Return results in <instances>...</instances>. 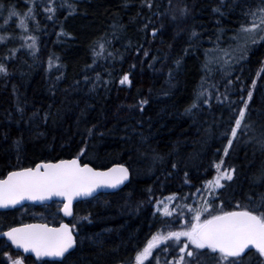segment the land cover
Wrapping results in <instances>:
<instances>
[{
	"label": "trees",
	"instance_id": "trees-1",
	"mask_svg": "<svg viewBox=\"0 0 264 264\" xmlns=\"http://www.w3.org/2000/svg\"><path fill=\"white\" fill-rule=\"evenodd\" d=\"M66 2L50 13L43 0H0V64L7 69L0 74V179L78 156L94 169L125 165L131 178L116 193L75 204L66 221L75 249L67 260L42 264H135L153 236L193 222L200 211L195 197L221 160L235 168L234 179L222 183L204 214L237 210L247 195L264 192V185L253 183L264 153L251 139L264 125V32L240 53L233 49L244 35L241 25L251 24L246 13L260 0ZM13 6L18 15L7 19ZM21 20L34 47L23 42ZM125 75L129 82L121 84ZM201 92L198 106L186 111ZM245 101L244 123L254 122L255 132L238 130L225 155ZM171 197L174 212L163 216L155 205ZM24 209V215L1 214L0 230L64 221L57 203ZM173 243L153 249L143 264L177 262L183 242ZM4 251L14 253L0 243V257ZM197 251L207 253L200 264H215L212 257L219 255ZM243 259L256 264L258 254Z\"/></svg>",
	"mask_w": 264,
	"mask_h": 264
},
{
	"label": "snow or ice",
	"instance_id": "snow-or-ice-1",
	"mask_svg": "<svg viewBox=\"0 0 264 264\" xmlns=\"http://www.w3.org/2000/svg\"><path fill=\"white\" fill-rule=\"evenodd\" d=\"M260 4L261 6L254 11L249 9L246 15L250 17L251 24L246 22L241 25L240 29V32L245 34L247 39H251L253 43L256 42V36L260 32H264V0H260ZM4 7L3 4H0V12L4 10ZM69 7L72 6L69 5ZM148 7L151 8L152 5L149 3ZM45 10L50 13L54 12L51 7H46ZM32 11L33 9L29 8L25 18ZM187 11V8H183L180 13L183 16L187 14ZM214 11L220 12V8H216ZM7 12V19L18 15L14 6L8 8ZM220 14L223 15V12ZM48 18L52 19V16ZM24 24L25 21L21 20V27ZM195 35L193 33V36ZM30 39H33V44L29 45L31 48L34 47L35 41L34 38L30 37ZM3 40L4 37H0V42ZM12 51L14 53L15 50ZM0 74L7 75V69L3 64H0ZM126 82H129L127 75L120 83ZM255 86L256 80H253L252 87ZM203 95V92L198 93L196 100L186 111L190 112L196 108L198 106L196 101L200 100ZM247 95L251 100L253 93L249 91ZM146 103V100L141 101V105ZM203 103H207V100H204ZM247 110L248 102L245 101L244 107L239 109V115L235 118V126L231 127V138L228 139V147L224 149L225 155L228 154V148L232 146L233 140L237 137L238 130L243 128L255 132L254 122L244 123ZM18 111L23 112V109L18 108ZM33 116H36V113H33ZM88 132L89 135L92 134L91 129ZM251 139L255 140L259 150L264 153V125L260 127L259 136L253 135ZM83 153L84 149H81V154ZM224 163L221 160L215 164L217 176L214 187L216 188L224 187L221 180L232 181L234 179L235 168H222ZM128 171L122 166L111 168L106 172L95 171L87 164L81 166L79 156L71 160L62 159L56 163H40L35 167L21 168L18 171L9 172L6 179L0 180V208L15 206L22 200L42 201L53 196H61L66 201L63 208L65 215H71L70 209L74 197L90 196L100 187L115 188L128 179ZM253 183L264 185V167L254 177ZM246 200V203L238 202L236 204L237 210L224 211L221 209L219 214L210 212L208 217L203 220H201L200 211H197L194 216L196 222L185 231H169L166 235L153 236L152 241L135 256V264H143L156 245L171 239L180 241L181 237L185 238L183 246L180 247V252L184 255L180 257L178 264H200L199 257L205 256L207 253L197 250L205 249L212 254H219L212 257L215 264H245L243 257L249 256L251 249H255V253L258 254L256 264H264V192L258 195L249 194L246 196ZM166 214L170 215V213ZM0 235L7 237L12 245L17 249H23L24 253L34 254L37 259L52 257L67 260L68 256L72 254L70 250L76 246L73 233L66 224H61L59 228H49L42 224L24 225L19 228H9L8 231L0 232ZM189 245H191L190 250ZM4 256L7 258L8 264H25V260L29 259V257L21 258L19 254L14 259L8 252H4ZM185 256L194 259H185ZM254 258L250 257L249 261ZM0 264H4V261L0 260Z\"/></svg>",
	"mask_w": 264,
	"mask_h": 264
},
{
	"label": "water",
	"instance_id": "water-1",
	"mask_svg": "<svg viewBox=\"0 0 264 264\" xmlns=\"http://www.w3.org/2000/svg\"><path fill=\"white\" fill-rule=\"evenodd\" d=\"M73 159V158H72ZM67 160H71V159H67ZM58 162V161H57ZM80 162V161H79ZM47 163H56V162H47ZM40 164V163H38ZM81 164V163H80ZM36 166V165H35ZM34 166V167H35ZM81 166H83L81 164ZM89 166V165H88ZM118 166H122L124 168H127L125 165H122V164H115V165H112L106 169H94L95 171H99V172H106L108 171L109 169L111 168H114V167H118ZM91 167V166H89ZM92 168V167H91ZM128 169V168H127ZM18 171V170H16ZM8 175V174H7ZM7 175L4 177V178H1L0 180H3V179H6L7 178ZM130 178H131V175H130V171H128V179L124 180L123 183L121 184H118L115 188H108V187H100V188H97L93 193L92 195L90 196H77V197H74L73 200H72V203H71V215H65L64 211H63V208H64V204L66 203L65 199L61 196H53L51 198H48V199H45V200H22L20 201V203L16 204L15 206H10L8 208H0V211H10V210H15V209H19V208H22L24 206H34V207H43V206H49L51 205L52 203H59L61 205L60 207V215H61V218L64 220V222L60 223L59 225L57 226H51V225H48L47 223H42V222H33V223H28V224H24V225H35V224H42V225H47V227L49 228H59L61 224H66L69 226V229L71 230L70 228V225L66 222V221H69L70 219H72L73 217V208H74V205L77 204V203H80V202H84V201H88V200H91L93 198H95L96 196L100 195V194H112V193H116L120 190H122L129 182H130ZM24 225H19V226H16L14 228H19V227H23ZM72 232V231H71ZM74 236V234H73ZM0 239H3L5 240V242L15 251V252H18L24 256H28V257H31L32 259L36 260V261H47V262H61L62 259L61 258H52V257H41L40 259H37L35 257L34 254L32 253H24L23 252V249H17L14 245L11 244V241H9L7 239V237H4L2 235H0ZM74 239H75V236H74ZM75 249V248H74ZM70 250L71 252L74 250ZM248 251V250H246ZM250 252H255V249H251ZM249 252V253H250ZM67 255V254H66ZM243 255V254H242ZM245 257V256H244Z\"/></svg>",
	"mask_w": 264,
	"mask_h": 264
},
{
	"label": "rangeland",
	"instance_id": "rangeland-1",
	"mask_svg": "<svg viewBox=\"0 0 264 264\" xmlns=\"http://www.w3.org/2000/svg\"><path fill=\"white\" fill-rule=\"evenodd\" d=\"M43 1H46V5L49 6V7H53L56 3H58V5H61L62 3L66 2L63 1L61 2V0H43ZM21 31H23L25 33V37H24V40L23 42L25 43L26 46H29V45H32L33 44V39H30L31 36H27V33L28 31L26 29H21ZM33 38V37H31ZM35 40V39H34ZM246 42H252L251 39H247L245 37V34L239 38V40L235 43L234 45V51L236 53H240L242 51V45H244ZM223 168V166H221ZM214 176L211 180L212 183H206L204 185V187L199 191V193L196 195L195 197V202L199 205V209H200V213H201V220L205 219L208 217L209 214H204L205 211L208 210V202L210 201V199L215 195V193L217 192V190L219 188H216L214 187V182H215V178L217 176V170H216V167L214 169ZM226 181V180H221V184ZM174 203V197H171V198H166V199H163V200H160L155 206V210L160 213L161 215L163 216H170L173 214L174 210L173 209H170L171 208V205ZM173 210V211H172ZM166 213H170V215L166 214ZM31 219L33 218L32 215H28ZM195 219L193 218V222L189 225V226H185L184 228H178V226L175 227V229L173 231L175 232H182V231H185L187 228H189L193 223H195ZM169 232V231H167ZM167 234V233H166ZM162 236V235H161ZM180 240H182V242L185 241V238L184 237H181ZM152 241V239L150 240ZM173 241H176L175 239H171V240H168V241H165L163 243H160L158 245H156L153 249H156V248H159L160 246L162 245H165L169 242L173 243ZM179 242V241H178ZM178 242H175L173 244H176ZM191 248V245H189V250ZM151 250V251H152ZM180 254H183L180 252ZM11 255V254H10ZM2 256V255H1ZM12 256V255H11ZM14 259L17 258V257H14L12 256ZM1 258H4V264H8L7 262V258L3 255ZM180 259V258H179ZM179 259L177 260V262L175 263H172V264H178V261ZM146 260V259H145ZM26 264V263H25ZM33 264H39L38 262L36 263H33Z\"/></svg>",
	"mask_w": 264,
	"mask_h": 264
},
{
	"label": "flooded vegetation",
	"instance_id": "flooded-vegetation-1",
	"mask_svg": "<svg viewBox=\"0 0 264 264\" xmlns=\"http://www.w3.org/2000/svg\"><path fill=\"white\" fill-rule=\"evenodd\" d=\"M24 207H26V206H24ZM24 207H22V208H20V209H15L16 210V212L18 213V214H16V216L17 215H24V212H25V209H24ZM29 207H34V206H29ZM34 208H36V207H34ZM14 210H10V211H0V215L1 214H3V213H7V212H13ZM1 217V216H0ZM61 223V222H60ZM27 224V223H26ZM21 225H23V224H21ZM16 226H19V225H14V226H10V227H7V228H5V229H1L0 230V232H3V231H8L9 230V228H14V227H16ZM0 243L2 244V245H6V246H9L6 242H5V240H3V239H0ZM10 247V246H9ZM10 249L14 252L13 254H11V253H9V255L11 254L12 256H14V257H17V254H19V256L21 257V258H23V257H28V256H24V255H22V254H20V253H18V252H15L11 247H10ZM2 250H5L6 251V248H3ZM4 251V252H5ZM1 253H3V252H1ZM3 259V261H4V258H2ZM0 260H1V258H0ZM36 262H38L39 264H42L43 262H47V261H36V260H34V259H32L31 257H29V259H27V260H25V263L26 264H33V263H36Z\"/></svg>",
	"mask_w": 264,
	"mask_h": 264
},
{
	"label": "bare ground",
	"instance_id": "bare-ground-1",
	"mask_svg": "<svg viewBox=\"0 0 264 264\" xmlns=\"http://www.w3.org/2000/svg\"><path fill=\"white\" fill-rule=\"evenodd\" d=\"M63 1H64V0H63ZM65 3H67V2H65ZM67 4H68V3H67ZM65 5H66V4H65ZM66 6H67V5H66ZM1 257H2V256H1ZM1 257H0V258H1ZM1 260H3V259L1 258Z\"/></svg>",
	"mask_w": 264,
	"mask_h": 264
}]
</instances>
